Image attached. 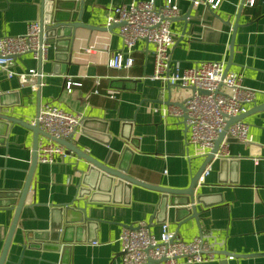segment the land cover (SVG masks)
I'll use <instances>...</instances> for the list:
<instances>
[{"label": "crops", "instance_id": "0c3cea01", "mask_svg": "<svg viewBox=\"0 0 264 264\" xmlns=\"http://www.w3.org/2000/svg\"><path fill=\"white\" fill-rule=\"evenodd\" d=\"M129 1L83 0L81 21L106 27L110 9ZM193 1L176 0L180 14L171 25L172 62L182 69L202 61H222L228 71L241 75L244 86L256 91L242 118L249 140L229 142L232 159L212 160L209 173L192 190L197 218L178 221L170 202L157 209L158 191L136 185L121 184L96 202L76 197V167L87 164L70 152L54 164L36 159L24 206L13 226L14 208L6 205L17 198L32 159V131L23 123H29L45 103L81 114L71 138L74 145L99 160L108 158L148 184L188 188L205 158L186 143L183 121L165 113L169 101L182 102L191 90L168 88L148 78L153 69L152 45L139 42L131 54L132 66L116 69L108 61L122 47L119 26L102 31L78 27L71 39L48 41L42 62L29 53L16 57L18 70L41 73L36 89L7 78L0 69V114L12 118H0V256L14 227L4 264H121L122 228L143 221L158 236L162 218L179 238L189 241L202 235L212 246L215 259L194 264H264V110H253L264 103V0H255L252 6L242 5L243 0H219L215 9L205 0ZM188 11L191 16L181 20ZM39 16L40 0H0V36L24 34L28 23L39 21ZM235 22L239 26L234 34ZM68 32L62 29L58 34ZM39 139L49 137L39 135ZM107 139L105 145L102 140ZM253 158L259 163L254 164ZM51 245L66 249L57 251Z\"/></svg>", "mask_w": 264, "mask_h": 264}, {"label": "built area", "instance_id": "2783aa9c", "mask_svg": "<svg viewBox=\"0 0 264 264\" xmlns=\"http://www.w3.org/2000/svg\"><path fill=\"white\" fill-rule=\"evenodd\" d=\"M255 0H243L242 4L252 6ZM194 4L199 1L194 0ZM210 9H215L219 0H205ZM180 14L176 0H130L116 5L106 16V26L123 23L118 36L122 47L114 52L108 66L116 69L129 68L133 64L132 52L136 45L145 41L152 45L153 69L150 80L159 81L162 86L177 85L183 89H202L207 94L191 91L182 101L183 109L170 105L166 110L170 116L183 121L187 128L186 143L195 147V154L206 156L219 134L231 117L242 115L247 105L254 102L256 91L242 84L241 75L225 71L222 61H202L190 67L180 68L172 62L170 50L175 42L172 21ZM40 22L28 23L21 35L0 36V69L7 78H16L21 85L36 89L41 73L35 69L27 71L16 68V57L29 53L41 62L46 59L49 44L40 37ZM69 90V83L67 85ZM107 93L112 94V90ZM1 94V88H0ZM82 116L79 112H68L56 104L45 103L29 123L38 127L49 137L39 139L36 159L42 164H54L65 155L63 145L51 138L66 139L79 127ZM227 137L244 142L249 140L248 125L242 119L232 122L225 131L212 159L200 173L196 184L203 182L215 159L230 158ZM253 158L254 164L259 163ZM264 167V162H263ZM121 264H145L148 259L159 264H194L214 260L212 246L198 235L189 241L179 238L169 229L166 221L160 224L159 235L155 236L148 225L140 221L135 226H125L119 235ZM233 256H228L232 259Z\"/></svg>", "mask_w": 264, "mask_h": 264}, {"label": "water", "instance_id": "95a60500", "mask_svg": "<svg viewBox=\"0 0 264 264\" xmlns=\"http://www.w3.org/2000/svg\"><path fill=\"white\" fill-rule=\"evenodd\" d=\"M83 0H40V16H39V22H40V37L45 38V41L48 43V41H54V39L57 38H67L71 39L73 37L74 30L78 27L87 28L90 30H111L114 26H120L123 23L118 24H111L110 26H92L85 24L81 21L80 18V12L82 11V4ZM243 5V4H242ZM190 11L186 12L184 15H182L181 20L186 21L187 18H189ZM177 18V17H176ZM174 18V19H176ZM173 19V20H174ZM239 26L238 22H235L233 25V32L235 34V31L237 27ZM62 29H68L67 35H60L58 34V31ZM49 39V40H48ZM233 50V43L230 44V53ZM40 61V60H39ZM41 62V61H40ZM229 70L228 64L225 65V71ZM166 86L169 87H176L177 85H169ZM191 91H197L199 94H207V91L202 89H195L190 88ZM171 105H177L180 108L183 109L182 102H176V101H169ZM254 111L264 110V103L255 106ZM245 116V113L242 115H238L236 117H231L227 120L226 126L224 130L219 134L217 139L214 142L213 147L211 148L210 152L205 156L202 164L200 165L197 172L192 177L190 184L188 188H169L161 185H152L148 184L146 182H143L141 180H138L132 176H129L126 173V170L121 168L120 166L117 167L113 163L108 160V158H105L103 160H99L95 157H93L90 154L85 153L82 149L77 147L71 142V138L73 134H71L68 138L62 139V138H51L53 141L61 144L65 148V154H69L70 152H73L76 154V156L79 159H82L87 166L85 168H77L79 172V181L77 184V192L76 197L78 198H85L87 197L88 202H96L99 199H102L104 197L109 196V194L114 193L116 188L118 186L126 185H136L141 186L144 188H148L151 190L158 191L160 196V203L157 205V209L161 208L162 206L165 207L168 205V202H170V205L175 206V214L178 221H182L183 219H189L197 218L198 211L194 204V199L192 197V190L196 186L197 179L206 166V164L212 159L213 153L218 148V145L220 141L222 140L226 128L234 121L240 120ZM0 118L12 120V118H9V116L5 114H0ZM15 121L20 122L18 119H15ZM23 125L30 129L32 131V159H31V166L30 171L28 172L27 178L25 180V183L18 192V196L13 199L12 202L6 205V207H13L14 208V216L12 224L15 226L18 222L20 211L24 206L25 197L28 192V189L30 187L31 177L34 170V167L36 165V150H37V143H38V137L40 136H46L48 137L39 127L38 125H32L30 123H23ZM123 125H130V122H124ZM123 138V136H122ZM129 137L124 136L125 140H129ZM227 143L238 141L235 138L227 137L226 138ZM102 142L107 145V140H102ZM232 158H220V160L223 162L225 160H230ZM176 196H184L183 200H175ZM69 206L66 205L65 208H68ZM62 209V207H60ZM84 209V208H82ZM85 210V209H84ZM87 218V216H86ZM165 219L162 218L159 220L160 223L164 222ZM184 221V220H183ZM59 227V226H58ZM129 227H133V225H129ZM14 227H12L9 231V235L6 239L2 254L0 256V264H4L6 252L8 249V246L11 242V235L13 233ZM61 229V226L59 227V230ZM65 228H63L64 230ZM57 241V240H56ZM52 247L56 248L57 251L63 252L66 247L60 246V245H51ZM157 261L148 259L145 264L150 263H156Z\"/></svg>", "mask_w": 264, "mask_h": 264}]
</instances>
